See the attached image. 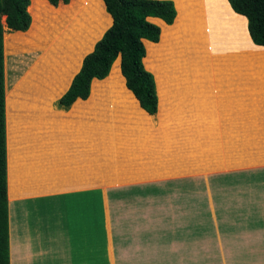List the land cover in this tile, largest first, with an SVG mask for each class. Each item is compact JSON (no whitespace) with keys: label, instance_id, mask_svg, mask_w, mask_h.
Returning a JSON list of instances; mask_svg holds the SVG:
<instances>
[{"label":"trees","instance_id":"16d2710c","mask_svg":"<svg viewBox=\"0 0 264 264\" xmlns=\"http://www.w3.org/2000/svg\"><path fill=\"white\" fill-rule=\"evenodd\" d=\"M201 78L209 87L260 81L264 94V0H0V264H9L8 198L64 189L47 185L52 171H42L40 156L73 118L100 109L106 89L118 91L133 122L115 127L113 175L132 166L125 159L142 164L143 176L201 169L169 149V136L193 147L182 127L187 107L201 108L199 117L219 102L196 95ZM192 95L201 104H186ZM57 97L67 112L52 108ZM157 109L158 138L150 133ZM47 158L45 169L55 165Z\"/></svg>","mask_w":264,"mask_h":264},{"label":"rangeland","instance_id":"374dc122","mask_svg":"<svg viewBox=\"0 0 264 264\" xmlns=\"http://www.w3.org/2000/svg\"><path fill=\"white\" fill-rule=\"evenodd\" d=\"M78 1L83 3V0ZM110 25L111 23L105 30ZM6 32L9 30L5 27L4 33ZM200 73L202 71H199V76ZM202 78L199 88H196V92L199 89V93L195 92V94L202 95L203 98L206 96V103L215 99L211 96H217L216 100L219 102L215 101V104L213 102L214 107H202L204 115L199 117L197 115L201 108L198 109L199 107L196 105L187 107L192 115L187 113L190 117L186 122L188 125L182 127L187 136L188 132L185 127L189 128L192 137L185 142L191 141L193 147L182 146L183 141L180 142L178 136H169L175 142L169 147L172 149L173 155L180 159L184 156L183 154H186L187 157L183 160L186 161L184 164L188 167L201 169L186 172L178 169L166 175H151L148 172L146 176H143L142 164L137 161L127 162L125 159V163H132V166L127 167L129 169L125 172L126 174L120 171L113 175V172L118 168L117 157L113 151L115 127L118 125L119 128V126L127 124L126 121H129L131 127L133 124L121 103L118 91L114 88L106 89L98 97L101 103L100 109L87 111L80 117L73 118V124L67 129L68 132L53 140L48 152L40 156L39 167L42 171H52L49 177L50 184L47 185L54 183L55 188L90 186L99 191L111 188L117 192L119 188L131 185L132 182L148 181L152 183L157 181L161 187L175 189V194L171 196L175 200L178 199V195H181L178 194L177 188L187 187L191 191V209L186 213L190 225L189 231L207 234V236L202 239L201 252L197 249L199 245L193 243L191 251H189L190 261L188 262V258L185 261L176 260V264H264V234L233 233L245 226L242 222L240 227L239 223H235L238 226L234 231L226 229L228 223L236 221L242 216L245 218V215H255L264 221V102L259 101L264 97V94L259 93L263 91L262 85L260 81L258 86L253 85V80L247 84L238 82L236 84L232 79L226 78L218 84L216 82L209 83L210 87L208 84L200 86L203 82ZM97 85H104V83ZM59 97L52 102V108L55 111L67 112L70 106L60 107L58 105ZM194 98L192 95L186 104L189 101L193 104H201ZM210 110L213 111V115L208 117L207 114ZM157 113L158 109L156 113L150 115L154 127L150 133L156 138L159 137L154 134L158 128ZM127 117L129 120L126 119ZM83 125L84 127H82ZM129 133L133 138L132 129H129ZM135 139H137V134ZM249 141L256 143L252 146ZM210 143L212 150H210ZM179 145L182 147V153L179 150ZM191 154L193 155L191 156ZM248 155L251 156L247 157ZM46 156L53 159L55 164L48 169L44 167L45 163H50ZM217 160L219 161L217 162ZM230 162L243 163L244 166L214 168L216 164ZM208 167L209 169H207ZM205 180L210 182L208 188L205 186ZM184 181V185H181V182ZM216 214L221 219L218 223L221 224L222 234L218 235L213 226V215L216 217ZM99 215L102 213L97 212L98 228L102 229ZM117 226L118 224L111 226L116 233ZM93 241L99 264H108L105 255L108 243L105 238L101 236L98 242L94 236ZM116 242H119L118 238ZM116 242L114 241V243Z\"/></svg>","mask_w":264,"mask_h":264},{"label":"crops","instance_id":"0c3cea01","mask_svg":"<svg viewBox=\"0 0 264 264\" xmlns=\"http://www.w3.org/2000/svg\"><path fill=\"white\" fill-rule=\"evenodd\" d=\"M150 19L156 24L161 20ZM204 183L206 188L210 186L207 180ZM177 190L181 195L173 200L175 189L161 187L157 181H137L117 192L82 186L10 200L7 195L9 264H99L94 236L98 242L102 236L108 243V264H176L187 258L189 262L193 243L201 252L207 234L189 231L186 213L191 209V191L187 187ZM97 212L102 213V229L98 228ZM213 216L218 235L221 219ZM241 222L245 226L234 231L235 223L240 227ZM114 224H118L117 233L111 228ZM226 229L264 234V221L245 215L228 223Z\"/></svg>","mask_w":264,"mask_h":264},{"label":"water","instance_id":"95a60500","mask_svg":"<svg viewBox=\"0 0 264 264\" xmlns=\"http://www.w3.org/2000/svg\"><path fill=\"white\" fill-rule=\"evenodd\" d=\"M91 51H92V50H91ZM91 51H90V52H91ZM88 53H89V52H88ZM88 53H87V54H88ZM85 55H86V54H85ZM85 55H84V56H85ZM83 58H84V57H83ZM145 112H146V111H145ZM146 113H147V112H146ZM147 114H148V113H147ZM148 115H150V114H148Z\"/></svg>","mask_w":264,"mask_h":264}]
</instances>
